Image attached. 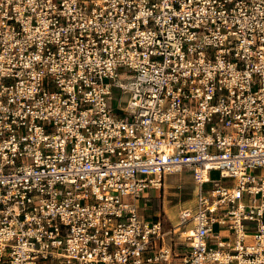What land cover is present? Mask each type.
<instances>
[{"label":"built area","instance_id":"2783aa9c","mask_svg":"<svg viewBox=\"0 0 264 264\" xmlns=\"http://www.w3.org/2000/svg\"><path fill=\"white\" fill-rule=\"evenodd\" d=\"M185 167L184 264H264V0H0V264L167 259Z\"/></svg>","mask_w":264,"mask_h":264},{"label":"rangeland","instance_id":"374dc122","mask_svg":"<svg viewBox=\"0 0 264 264\" xmlns=\"http://www.w3.org/2000/svg\"><path fill=\"white\" fill-rule=\"evenodd\" d=\"M125 70L119 68V71ZM120 80L126 81L124 75L120 76ZM113 100L111 104L116 108L119 99L126 100L123 97L122 91L119 87H113ZM219 171L212 170L210 177L212 179L219 178ZM223 184H232V178H224ZM197 185V178L194 175L191 167H185L180 171L166 174L163 179L162 185L159 189L149 188L143 191L142 197L138 199V211L140 214L146 216L151 214L153 220H161V236L159 240L160 246L169 249V256L167 259L162 258L158 263L161 264H184V258L189 252V245L185 239L184 227L177 228L179 223V210L185 205L192 204L193 190ZM212 183L206 182L204 189L211 188ZM151 198L148 201L150 207L145 210V199ZM244 202H249L246 196ZM215 244V242H212Z\"/></svg>","mask_w":264,"mask_h":264},{"label":"crops","instance_id":"0c3cea01","mask_svg":"<svg viewBox=\"0 0 264 264\" xmlns=\"http://www.w3.org/2000/svg\"><path fill=\"white\" fill-rule=\"evenodd\" d=\"M154 189H155V188H154ZM141 197H142V196H141ZM150 199H151V198H146V199H145V200H146V201H145V204H146V205H145V207H144L145 210H147V209L150 207V205H148V201H150ZM146 217L151 218V214H147ZM216 231H217V230H216ZM227 236H228V235H227L226 233L222 235V237H223L224 239H227ZM212 242H213V241H212ZM156 264H157V263H156ZM158 264H161V263H158Z\"/></svg>","mask_w":264,"mask_h":264},{"label":"bare ground","instance_id":"6f19581e","mask_svg":"<svg viewBox=\"0 0 264 264\" xmlns=\"http://www.w3.org/2000/svg\"><path fill=\"white\" fill-rule=\"evenodd\" d=\"M206 176L205 177H207V174H205Z\"/></svg>","mask_w":264,"mask_h":264}]
</instances>
